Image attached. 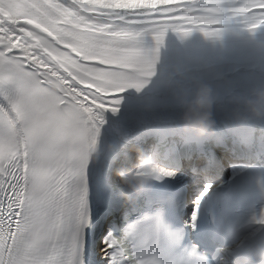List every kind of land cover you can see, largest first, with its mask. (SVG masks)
Listing matches in <instances>:
<instances>
[{"label": "snow or ice", "instance_id": "1", "mask_svg": "<svg viewBox=\"0 0 264 264\" xmlns=\"http://www.w3.org/2000/svg\"><path fill=\"white\" fill-rule=\"evenodd\" d=\"M233 17L255 32L264 0H0V264H176L157 251L158 221L134 243L136 225L111 226L128 211L119 201L97 215L93 153L103 113L155 74L145 30L157 44L169 28L218 37ZM175 176L162 167L157 180ZM211 187L195 197L193 228ZM254 220L264 225V210Z\"/></svg>", "mask_w": 264, "mask_h": 264}, {"label": "bare ground", "instance_id": "2", "mask_svg": "<svg viewBox=\"0 0 264 264\" xmlns=\"http://www.w3.org/2000/svg\"><path fill=\"white\" fill-rule=\"evenodd\" d=\"M209 30L211 26L206 25ZM222 32L218 37H206L199 28H193L191 33L184 36L177 31L169 28L161 43L157 44L154 39V33L151 30H145L141 37V47H144L146 51L151 54L153 50L158 49V60L155 65V74L151 77H142L141 83L143 87L137 89L135 87L128 88L127 90L140 93L143 91H157L165 87H171L164 82V80L172 74L174 68H166L164 62L167 60H178L180 63H185L187 59H191L196 55V59L204 60L207 63H211L215 60L224 59L228 56L226 52L228 49L225 47V42L220 38L222 35L234 34L237 36L249 33L247 23L243 18L233 17L231 20L226 21L221 25ZM250 75H241L232 77L229 79L231 82L240 83L242 85H250L253 80ZM264 81V78H261ZM158 99H152L151 101H157ZM213 109H216V116H221V113L231 112L232 101L228 97L214 99ZM117 111L113 112L107 110L103 113L104 124L101 125L100 134L97 138V153L102 154V158L99 163L97 158L96 163L92 168L93 172V192L96 189L97 182L105 177L106 170L103 167L102 161L109 154V145L117 146V151L121 154V150L128 145L133 146L138 139L145 133L146 127L149 125H157L161 122H166L169 128H183L185 124L182 118L171 117L175 115L174 110L182 109L181 102H171L157 105H131V104H117L115 105ZM229 119L223 120V125L226 127L235 128L237 126H246L249 122H256L264 125L256 118L249 119H236L231 114L228 115ZM134 152L132 151L131 154ZM123 157V156H122ZM135 161H133V164ZM231 173L234 175L244 168L243 164H227ZM116 179V177H114ZM176 182L187 183L191 180L201 179L199 174L189 175L186 171L176 173L174 178ZM200 185H194L197 193L200 190ZM94 203L97 206V215H100L101 209L105 202V199L93 198ZM255 231H252L247 236H252Z\"/></svg>", "mask_w": 264, "mask_h": 264}, {"label": "clouds", "instance_id": "3", "mask_svg": "<svg viewBox=\"0 0 264 264\" xmlns=\"http://www.w3.org/2000/svg\"><path fill=\"white\" fill-rule=\"evenodd\" d=\"M214 97L212 89L205 84H199L195 93L189 99L181 100V118L185 129L204 135L210 132L215 124L213 119ZM231 115L236 119L264 118V85L254 88L252 94L246 97H237L232 101ZM109 151H117V146L109 145ZM135 163L129 152H125L123 162L112 169V174L119 180L120 187L115 197L129 207L138 205L142 194L150 187L162 170L154 156L142 146H134ZM97 158V149L93 153ZM231 251L229 246L223 249ZM176 264H210L207 256L193 245L190 249L182 250L173 258ZM227 260V257L224 258ZM232 264H264V248L254 254H244L236 257Z\"/></svg>", "mask_w": 264, "mask_h": 264}]
</instances>
